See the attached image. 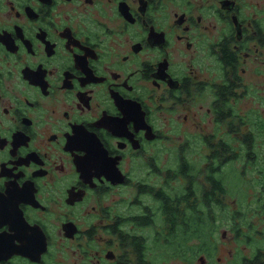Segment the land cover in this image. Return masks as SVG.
Returning <instances> with one entry per match:
<instances>
[{"label":"flooded vegetation","instance_id":"obj_1","mask_svg":"<svg viewBox=\"0 0 264 264\" xmlns=\"http://www.w3.org/2000/svg\"><path fill=\"white\" fill-rule=\"evenodd\" d=\"M263 139L264 0H0V264L209 253Z\"/></svg>","mask_w":264,"mask_h":264},{"label":"rangeland","instance_id":"obj_2","mask_svg":"<svg viewBox=\"0 0 264 264\" xmlns=\"http://www.w3.org/2000/svg\"><path fill=\"white\" fill-rule=\"evenodd\" d=\"M264 142V139L260 140V146L262 149V143ZM264 148V144H263ZM261 156L264 158V156L261 154ZM264 162V161H263ZM262 163V162H261ZM239 163H237L236 170L239 171ZM264 165V164H262ZM254 167V166H252ZM262 167V166H261ZM264 168V167H262ZM255 171L249 172L247 169L245 172L241 174V176L244 177V180L240 176H236L235 174H231V181L234 183V187L238 188L241 187L242 190H236V192L242 193V198H248L251 199H257L260 195L263 196L264 200V191L262 194H259V190L261 184L259 182H254L253 175H258L257 168H255ZM229 201L231 202L230 207H236V201L238 203L243 202V200H240L233 195H229ZM264 218L259 215H254L252 218V226L253 231L250 232L246 227H237L236 223L232 220H220L215 221L214 226V233L209 236L208 238L211 239V242L213 244L217 245V250L212 252H198L196 251L197 256L194 258L192 257L191 253H188V258L190 260H187L184 258V256L180 255H174L167 252V258L166 262H161V264H246L245 257H252L253 255V246L251 243L248 242H240L239 240L234 238V235L231 232V229L235 226L237 229H243L244 232L250 233V240L251 237L254 236L256 241H263L264 240ZM255 230V231H254ZM225 231V234H224ZM206 237V240H208ZM203 241V242H205ZM201 241L198 240L197 237H192L187 243L184 242L180 243L177 247L178 248H196L201 246ZM197 244V245H195ZM264 244L260 246V248H263ZM165 248H170L166 246Z\"/></svg>","mask_w":264,"mask_h":264},{"label":"trees","instance_id":"obj_3","mask_svg":"<svg viewBox=\"0 0 264 264\" xmlns=\"http://www.w3.org/2000/svg\"><path fill=\"white\" fill-rule=\"evenodd\" d=\"M262 214H264V202H262ZM264 218V217H262ZM264 221V220H263ZM244 231H238V238L239 240H243L245 239L246 237V240L248 243H251V245L253 246V255L252 257H246V259L248 258V261H245L247 264H264V247L263 248H260V246L262 244H264V240L261 242V241H256L258 239H256L254 236L251 237V240L249 239L248 236H245L244 235ZM183 241L185 240L184 237H182ZM217 250V245H214V248L211 249V252L212 251H216ZM189 252H191V255L192 257L194 258L195 256H197L196 254V251L194 250V248L192 249H189ZM177 255H182L184 257L188 256V253H187V249L185 248L183 253H176Z\"/></svg>","mask_w":264,"mask_h":264},{"label":"water","instance_id":"obj_4","mask_svg":"<svg viewBox=\"0 0 264 264\" xmlns=\"http://www.w3.org/2000/svg\"><path fill=\"white\" fill-rule=\"evenodd\" d=\"M0 256H5L4 254H1Z\"/></svg>","mask_w":264,"mask_h":264}]
</instances>
